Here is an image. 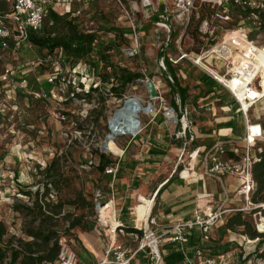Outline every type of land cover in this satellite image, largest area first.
Listing matches in <instances>:
<instances>
[{"label": "rangeland", "instance_id": "obj_1", "mask_svg": "<svg viewBox=\"0 0 264 264\" xmlns=\"http://www.w3.org/2000/svg\"><path fill=\"white\" fill-rule=\"evenodd\" d=\"M209 1L191 0L192 9L187 25L177 16V0H76L71 4L75 11L74 17H79L85 32L99 28L103 29L104 34L109 28L125 32L130 30V37L125 33L128 45L121 48L129 49L135 44L137 55H114L112 60L117 67L137 72L144 79L134 86H128L121 99L108 91L111 85L102 86L99 79L88 76L83 65L75 68L79 75L72 74L69 66L60 67L51 58L31 71L28 66L31 60L38 58L42 61L38 52L21 50L15 53L12 49L0 52V75L10 69L16 75L15 80L27 81V87L22 90H14L9 84L0 81V219L6 222L10 231L19 230L24 222L21 213L10 211L11 206L16 203L31 206L32 201L22 196L20 191L35 192L44 180L40 172L55 157H60L64 174L72 179L71 186L61 190L59 194L52 190L51 200L55 201L58 195L62 199L72 197L71 190L77 189L92 202L96 200L100 204L107 202L103 200L108 197L106 194L109 185L106 177L96 170L98 153H105L113 161L126 159L130 163L135 162L137 166L133 170H126L121 178L114 180L112 177L110 212L113 209L117 211L127 203L134 226L144 228L139 217L136 216V219L134 215V206L143 204L144 199L151 200L154 191L167 184L168 180L171 183H168L167 190L172 187H189L178 178L183 167L179 166L175 172L180 154L185 159L187 153L197 147H209L213 142L209 138L214 136L220 123L229 119H233L235 128L229 130L228 136L241 138L244 120L237 112L238 106L220 86L214 88L213 94L209 87L199 83L196 76L204 73L192 60L200 52H207L219 44L224 35L232 30H240L256 46H264V26L256 16L241 19L231 15L230 8L227 7L224 11L216 9ZM261 3L264 5V0ZM0 7L10 11L11 0H0ZM203 21L210 31L206 36L199 32ZM45 25L49 23L46 22ZM182 55L185 58L174 64ZM207 63L206 65L214 67V61ZM49 75H54L56 80L52 83L49 94H46L41 86L51 77ZM261 76H264V67ZM147 80L156 84V100L149 99L146 84L143 83ZM79 83L83 85L81 88ZM96 86L99 89L91 92L89 88ZM87 92L89 96L86 97ZM76 94H80L82 99H78ZM130 97L139 100L144 107L151 105L152 111L149 114L138 115L140 129L135 136L154 137L166 146V155L157 163H148L150 157L146 153L149 144L142 138L134 141L135 136L117 137L108 146L107 152L101 151V146L110 133L109 120L121 107L122 101ZM224 100L229 103L228 106L223 103ZM171 109L175 116L181 117L183 114L191 122L190 131L186 132L185 138L175 139L179 126L166 116ZM251 114L255 121L264 120V104L253 108ZM190 134H193L191 142ZM261 146L264 147V143ZM203 183L199 181L198 184L201 186ZM212 188L217 190L216 201L220 203L223 200L220 184L213 185ZM97 189H101L99 197ZM171 192L172 190L165 195L169 198L172 196ZM227 194V207L233 208L239 204L234 192L227 191ZM163 199H156L154 210L155 215L160 218L155 222L159 228L165 226V232L169 230L167 225L170 224L164 225L160 214ZM194 199L195 195L187 199V203L193 202L194 205ZM191 207L192 203H188L186 207H177L174 214L180 215ZM101 214L109 219L110 226H114V214L112 219L106 210L101 211ZM97 216L98 212L95 213L96 218ZM250 219L253 224L259 225L261 231L264 230L261 215H252ZM210 237L213 239H209ZM203 240L208 244L233 241L236 247L229 257V264H264V245L261 244L260 251L253 253L254 258L246 262L241 259L245 253L252 254L256 244L241 243L238 231L227 234L217 224ZM163 241L164 238L160 246ZM120 243L128 246V242ZM146 254L151 257L148 252Z\"/></svg>", "mask_w": 264, "mask_h": 264}, {"label": "built area", "instance_id": "obj_2", "mask_svg": "<svg viewBox=\"0 0 264 264\" xmlns=\"http://www.w3.org/2000/svg\"><path fill=\"white\" fill-rule=\"evenodd\" d=\"M74 1L76 0H11L10 11L0 13V52L12 49L18 53L26 42L27 31L38 32L41 30L47 14V7L59 6L65 13H70V6ZM209 3H213L216 9L223 11L232 4L264 10L261 0H210ZM176 7L178 18L180 17V21H184L187 25L188 15L192 9L191 0H177ZM76 14L78 15L79 12ZM71 15L74 16L75 13ZM201 23L199 32L206 36L210 31L208 28L206 29L205 21ZM86 32H91V30ZM113 38L114 35L109 33L108 39ZM26 47L28 50L32 49L30 44ZM217 48L218 51H216ZM121 50V54L125 57H134L138 52L135 44L129 49ZM184 58L185 56L182 55L177 61H174V64ZM212 61L215 62L214 67L213 65H206L207 62ZM192 62L225 90L231 100L236 103L237 112L244 120L243 133L239 139L219 138L209 147H197L188 152L185 159H182L180 154L175 172L181 166L183 168L179 171L178 178L184 182H197L201 178H207L218 185L220 184L223 200L218 203L216 196L209 192L196 194L191 219L169 226V230H166L165 233H159L160 228L155 219L150 218L149 215L146 219V228L135 227L143 232L142 235L135 232L129 234V240L133 244H128V246L116 240V232H124L121 229V224L116 220L112 227L109 225V219L101 214L103 210L112 209L110 200L103 204L95 200L93 203L95 213L98 212V216L95 217L94 229L100 236L107 239V249L104 258L94 264H132V260L139 252H148L151 256V264H161L159 244L167 233L171 236V242L182 248L186 242L184 233L187 230L198 229L201 238H203L208 236L213 227L217 224H223L225 218L235 212L242 214L255 212L253 215H261L260 220L264 219V203L255 204L251 199L256 187L252 177L253 159L251 152L253 150L261 151L262 146L259 143L264 142V128L260 121L253 120V114H251L253 108L264 104V76H261V70L264 67V46H256L240 30H232L224 35L219 44L211 47L207 52L202 51L195 55ZM41 63L42 61L38 58L33 59L28 63L29 69L35 71L42 65ZM75 68H72V74H78ZM14 76H16L15 73L7 69L0 75V81L9 84L14 90L25 89L27 81L25 79L15 80ZM22 76L24 75L22 74ZM49 76L51 77H48L46 82L54 83L56 80L54 75ZM168 112L172 115V118L168 117V119L179 126L175 139L185 138L186 132L190 131L191 122H188L183 114L181 117L175 116L172 109ZM189 138L190 142L193 141V134H190ZM116 170L117 166H114L107 168L104 173L114 176ZM198 171L201 173V178ZM185 173L187 174L186 177L184 176ZM227 178L238 182L235 195L240 205L237 207L226 206L228 194L225 180ZM97 194L99 197V192ZM112 214H114L113 210ZM256 226L257 232L264 234V230L261 231L259 225ZM241 239L244 244L253 245L259 242V238L250 240L243 236ZM135 243L137 244L134 246ZM58 245H60L59 253L54 264H81L65 238H59ZM230 256L231 253L212 257L209 250L196 247L190 254H184V264H229Z\"/></svg>", "mask_w": 264, "mask_h": 264}, {"label": "trees", "instance_id": "obj_3", "mask_svg": "<svg viewBox=\"0 0 264 264\" xmlns=\"http://www.w3.org/2000/svg\"><path fill=\"white\" fill-rule=\"evenodd\" d=\"M228 8L232 10L231 15L238 16L241 19H251V17L256 16L260 20L259 22H263L264 26V10H255L235 4L228 6ZM70 9V13H65L59 6L47 7V14L41 30L38 32L28 30L26 42L22 45L21 50L38 52L42 63L54 58L53 61L57 62L60 67L69 66L72 69L81 64L88 76L99 79L102 86L111 85L108 91L117 99H121L125 95L128 86H134L139 80L144 79L143 75L137 72L117 67L112 60L114 55H121L123 45H128L129 41L125 38V33L127 37H130V30L125 32L117 28H109L104 29V34L102 33L103 29L99 28L98 30L85 32L82 29L79 17L71 15L75 12L73 5ZM7 11L0 7V13H6ZM202 19L201 17L200 21ZM46 22L49 25H45ZM109 33L114 35L113 39L108 40ZM28 44L32 46L31 50L27 49ZM198 81L204 84L205 87H209L211 92L215 86L218 87L204 74L198 76ZM78 86L81 88L83 85L79 83ZM41 87L46 94H49L52 84L44 82ZM89 89L94 92L99 88L96 86ZM85 96H89V92ZM76 97L82 99L80 94H76ZM223 103L226 106L229 104L225 100ZM261 124L264 128V120H261ZM219 127L234 129L233 119L219 124ZM141 138L149 144L146 153L150 157L147 160L148 163H157L166 155L168 150L162 142L154 137L147 138V136H135L133 140L140 141ZM251 153L253 159L252 177L256 186L251 199L255 204L264 203V147L259 152L253 150ZM98 158L96 170L100 175L106 177L108 184L111 182L112 177L114 180L119 179L126 170H133L137 166L135 162L130 163L126 159L113 161L105 153H98ZM114 166H117L114 176L104 174L107 168ZM62 168L60 157L53 158L40 172L44 180L38 189L35 192L20 191L22 196L29 198L32 202L31 206L19 203L12 206V211L21 213L24 218V222L18 230L19 234L11 232L6 222L0 219V264H54L59 253V238L72 237L74 229L82 231L93 229L95 206L81 190L72 189V197L62 199L58 195L55 201L51 200L52 190L59 194L61 190L71 186L72 178L67 177ZM184 176L186 177V173ZM181 181L180 183H182ZM167 183L170 184L171 180H168ZM162 189L157 193V200ZM154 208L150 218L157 220L158 216L155 215ZM163 212L166 211L163 210ZM254 213L242 214L235 212L223 221L225 232L234 234L238 231L240 237L245 236L250 240L259 238L252 254L249 253L242 258L244 262L254 258L255 254L253 253L260 251L259 245H264V234L257 232L256 225L250 219ZM117 214V221L121 224V229L125 233L135 232L142 235V232L135 228L133 220L129 217L128 206L124 205ZM191 216L183 218L182 222L190 220ZM184 234L186 242L182 248L171 242L170 234L165 235V241L161 246L159 244L162 264H184V254H190L193 246L201 245L200 238L195 233ZM233 243V241L226 240L221 243L206 244L205 249L209 250L212 257H217L232 253V250L236 247ZM132 264H151L150 257L147 256L146 252H139L136 258L132 260Z\"/></svg>", "mask_w": 264, "mask_h": 264}, {"label": "crops", "instance_id": "obj_4", "mask_svg": "<svg viewBox=\"0 0 264 264\" xmlns=\"http://www.w3.org/2000/svg\"><path fill=\"white\" fill-rule=\"evenodd\" d=\"M205 76L208 77L207 75H205ZM196 80L198 81V76H196ZM155 88H156V84H155ZM214 91L215 90L212 91L213 94L215 93ZM220 124H222V123H220ZM234 128H235V124H234ZM229 130L231 131L233 129H231V128H221V127L218 126V130L216 132H214V136L209 138V139H211L213 141L212 144L215 141L219 140V138L220 139L234 138V136H228ZM234 139H236V138H234ZM262 143H264V142H260L259 145H261ZM202 147H205V146H202ZM47 164H49V162ZM198 172H199L200 178H201V173H200V171H198ZM199 181L200 182H204V183L201 186H199V184H198ZM199 181H197V182H184L183 181L184 183H186L185 186H189V187H185V188H183V187L180 186L178 188H173L172 187L169 190H167V188H168V186H167L164 189H162L166 185V184H164L163 186H161L158 189H156L154 191V193H153V196H152L153 198L151 199L152 204H151L150 211H149V213L145 214V216L142 219V221L140 222V224H143L144 226L147 224L146 223V219L151 214L152 209L154 208V206L156 204L155 201L158 198L157 197V193L161 189H162V191H161V194L159 195V199L160 198L163 199L162 197H164V198L166 197L165 199L161 200L162 201V204H161L162 207H161V213H160L161 214V217L164 219L163 220V224L164 225L165 224H170V225H167V226H171V225L175 224L174 221H178L179 220L178 222H182L183 221V218H185L187 216H191L192 215V212H193V209H194L193 202H188V203H192V207L190 208V210L184 211L180 215H176V214H174V212L176 211V208L177 207H180V208L186 207L188 205L187 199L193 198L194 195L196 196V194H198L200 192H209V193H213L214 195L215 194L217 195V193H218L217 190H215V188H212L213 185H216V183L213 180H209L207 178H201ZM206 181H207V184L205 183ZM237 183L238 182L236 180H234V179L227 178L225 180V185H227L226 186L227 191L228 192H234L235 198H236V195L235 194H236V190H237ZM108 185H109V188L107 189V194H106V196H108V197L105 198L103 201H108V200H110V198L113 197V190H112L113 185L111 184V182ZM97 190H98L97 192L101 193V189H97ZM171 190H172V192H171L172 196L170 195L169 198H168L167 195H165V193L168 192V191H171ZM102 195L104 196V194H101V196ZM139 196H141V195H139ZM148 201L149 200H145L144 199L142 203L145 204ZM124 205L127 206V203L124 204ZM239 205H240V203L237 204L235 207H237ZM12 206H11V208H12ZM11 208H10V211H12ZM120 209H118L117 211L113 209L114 214H115L114 215V224H115V222L117 220V215H118L117 212ZM163 210L166 211V212H163ZM136 219H137V217H136ZM158 220H160L159 217L157 218V221ZM219 225H221V227H223V224H219ZM164 227L165 226H162V228L160 227L161 228L160 230L163 233H165L163 231V228ZM214 228L215 227L212 228L211 232L214 230ZM96 231L97 230H95L94 227L90 231H86V230L85 231H82L80 229H74L72 231V237H70V236L63 237L70 244L71 248L76 253V255L78 257V260H79V262H81V264H94L96 262L101 261L104 258V256H105V252H106V249H107V239L105 237H103V236H100ZM11 232H15L16 234H19V231L18 230L17 231H13L12 230ZM124 232H122V233L116 232V235H115L116 236V240L119 243L120 242H128V244H131L130 243V240H129V234L128 233H124ZM185 233H189V234L195 233V235L200 238L201 245L200 246L199 245L193 246L192 249H194L196 247L205 248L206 244H208V243H205L204 242L203 238H201L200 233L198 232V229L187 230ZM226 233L228 234V232H226ZM209 239H213V238L210 237ZM164 240H165V236H164ZM241 243H243L242 239H241ZM246 255H247L246 253L243 254V256H241V259L244 258Z\"/></svg>", "mask_w": 264, "mask_h": 264}, {"label": "bare ground", "instance_id": "obj_5", "mask_svg": "<svg viewBox=\"0 0 264 264\" xmlns=\"http://www.w3.org/2000/svg\"><path fill=\"white\" fill-rule=\"evenodd\" d=\"M151 111H152L151 106H150V109H147V107H144L140 104L139 100L138 102L129 101L128 104L125 105V109L120 110L117 113V117L113 118L112 116V118L109 120L110 121V127H109L110 133H108L107 136H110L112 139L107 140L108 142L107 149L109 145L113 144L114 140L117 137L132 136V134H136V131L133 130V124L130 121V113L135 112L138 116L140 113L149 114ZM166 116L169 118H172V115L170 112H168ZM151 204L152 202L151 200H149L145 204L134 206V215L139 217L138 219L140 222L144 218L145 214L149 213ZM110 210L111 209H108L106 211H108V214H111L110 219H112L111 216L113 214H112V211L110 212Z\"/></svg>", "mask_w": 264, "mask_h": 264}, {"label": "water", "instance_id": "obj_6", "mask_svg": "<svg viewBox=\"0 0 264 264\" xmlns=\"http://www.w3.org/2000/svg\"><path fill=\"white\" fill-rule=\"evenodd\" d=\"M140 82H142V81H140ZM143 83L146 84L145 86H146V89H147V93H148L149 99L150 100H153V99L156 100L158 95H157L155 84L153 83V81L147 80V81H145ZM129 101L138 102V100L136 98H132V97L125 99L124 101H122L121 108L118 111L114 112L113 118L117 117V113L120 110H124L125 109V105H127ZM150 106L151 105L148 104L146 106L147 109H150ZM130 121L133 124V130H135L136 134H138V131L140 129V121H139V118H138V116H137V114L135 112L130 113ZM109 127H110V121L108 122V129H109ZM136 134H132V137H134ZM110 139H112L110 136H107L105 138V141L103 142V144L101 146V148H102L101 151L102 152H104V151L107 152V144H108L107 140H110Z\"/></svg>", "mask_w": 264, "mask_h": 264}]
</instances>
